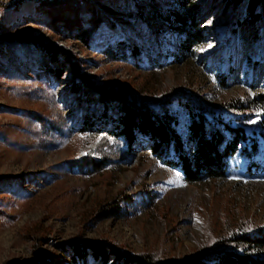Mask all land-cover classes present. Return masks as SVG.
Returning a JSON list of instances; mask_svg holds the SVG:
<instances>
[{"label":"rangeland","instance_id":"obj_1","mask_svg":"<svg viewBox=\"0 0 264 264\" xmlns=\"http://www.w3.org/2000/svg\"><path fill=\"white\" fill-rule=\"evenodd\" d=\"M49 1L0 8V264H39L43 258L44 264H67L64 242L100 239L131 254L181 258L234 227L264 224V171L250 166L251 140L239 143L224 176L194 182L145 148V137L131 156L101 172L72 166L102 139L72 129L81 115L73 94L65 91L72 74H45L39 59L47 53L37 42L6 41L15 35L43 38L70 51L98 84L133 99L178 88L212 106L264 93V18L252 20L245 5L238 12L228 0H198L206 29L200 45L185 61L170 62V55L163 66H138L109 54L126 39L125 29L103 22L88 45L72 39L69 26L47 8ZM90 1L80 10L82 19L92 6L114 8L113 0ZM151 52L157 58L155 43ZM110 146L113 151L118 144ZM255 160L264 165L263 139ZM117 197L132 198L122 203L126 214L100 216ZM87 262L96 264L91 256Z\"/></svg>","mask_w":264,"mask_h":264},{"label":"trees","instance_id":"obj_2","mask_svg":"<svg viewBox=\"0 0 264 264\" xmlns=\"http://www.w3.org/2000/svg\"><path fill=\"white\" fill-rule=\"evenodd\" d=\"M88 1L91 2L85 0L81 4L79 0H53L47 8L69 26L67 31H71L72 39L88 45L103 22L115 31L118 27L125 29L126 39L119 40L109 50L115 61L138 66L146 62L151 67L163 66L165 56L170 55V62L185 61L205 38L198 0H113L114 8L92 6L91 15L82 19L80 10L90 6ZM228 1L234 3L238 12L245 5L252 20L264 18V0ZM18 39L37 42L46 51V56L39 59L45 74L58 78L67 72L72 74L65 91L73 94L74 109L81 114L72 129L102 138L93 147L95 150L86 149L74 160L72 166L80 171L98 173L118 164L131 156L133 146L144 137L148 140L145 148L180 168L190 182L224 176L229 157L242 141L253 143L252 151L246 152L250 166L264 171V165L255 160L260 141H264L263 92L247 101L232 99L212 106L178 88L168 89L160 97L133 99L134 95L130 97L106 84H98L95 77L83 72L70 51L43 38L34 40L25 35H15L6 41ZM151 43L157 46V58L152 56ZM225 131L230 136H226ZM112 143L118 146L110 151L108 146H114ZM123 202H132V198L117 197L102 207L100 216L123 217L127 212ZM62 249L67 264H88V256L96 264H264V224L234 227L211 246L181 258L152 252L131 254L108 239L86 241L82 245L68 241L62 244ZM45 262L43 258L39 264Z\"/></svg>","mask_w":264,"mask_h":264},{"label":"bare ground","instance_id":"obj_3","mask_svg":"<svg viewBox=\"0 0 264 264\" xmlns=\"http://www.w3.org/2000/svg\"><path fill=\"white\" fill-rule=\"evenodd\" d=\"M26 0H10V6H5V8H13L16 7L18 5H20L21 3L25 2Z\"/></svg>","mask_w":264,"mask_h":264},{"label":"built area","instance_id":"obj_4","mask_svg":"<svg viewBox=\"0 0 264 264\" xmlns=\"http://www.w3.org/2000/svg\"><path fill=\"white\" fill-rule=\"evenodd\" d=\"M5 6H10V0H0V8H4Z\"/></svg>","mask_w":264,"mask_h":264}]
</instances>
